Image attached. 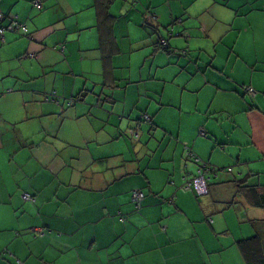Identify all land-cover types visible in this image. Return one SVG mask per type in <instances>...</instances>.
<instances>
[{"label": "crops", "instance_id": "1", "mask_svg": "<svg viewBox=\"0 0 264 264\" xmlns=\"http://www.w3.org/2000/svg\"><path fill=\"white\" fill-rule=\"evenodd\" d=\"M34 1L0 0L28 32L0 36V264H244L264 211H220L264 186V0Z\"/></svg>", "mask_w": 264, "mask_h": 264}, {"label": "trees", "instance_id": "2", "mask_svg": "<svg viewBox=\"0 0 264 264\" xmlns=\"http://www.w3.org/2000/svg\"><path fill=\"white\" fill-rule=\"evenodd\" d=\"M105 2H109V0H97V8H98V15H99V23L103 24L102 22L106 21L109 19V15L107 13L106 7L104 6ZM42 9V8H41ZM40 9V10H41ZM38 10V9H37ZM13 20V19H12ZM10 21L8 24H4V16L2 15V19L0 20V27H7L11 22ZM22 26L25 27V31H22V27L19 29H16V31H9V32H15L19 34L20 36H27V28L26 25L22 24L20 21H18ZM7 32V31H5ZM4 32V33H5ZM2 36V35H0ZM166 43L167 41L164 40ZM160 48H167L163 47L161 44V40L158 42ZM76 102L75 99H72L68 102L69 106H72ZM152 119L149 115L143 114L141 116V119L139 123L142 124H147L151 123ZM131 136L137 137L138 132L137 130H129L128 132ZM206 137V136H205ZM204 138V137H203ZM187 158L192 161L195 166H196V171L195 174L190 178L186 179L183 178L184 183L182 184V189L184 191H193L194 194L198 197H204L209 195V182L210 180L216 179L218 174L223 171L220 168H217L216 166L210 165L208 163L203 162L201 159H199L197 156H195L190 150L187 152ZM227 172H231V168L225 169ZM199 172L203 173L204 175V180H205V185H206V193L205 194H198V192L194 188V180L197 178ZM255 182L254 183H249L247 177L244 178H236L235 179V184L237 187L236 194L237 196L232 199L231 202L226 204V208L222 209L220 213L226 211L229 208H232L234 211L237 209V205H239V198L243 194H248L249 197L251 198V201L253 205H255L258 208H261L264 211V186H260L257 183V179L255 176ZM137 190L140 191L143 194V198L139 202L133 201V192ZM131 191V200L134 206V210L136 212L140 211L142 209L143 201L145 198L144 192L140 189H135ZM33 199L32 197H30ZM25 200V199H24ZM34 201V199H33ZM32 201V202H33ZM237 212V211H236ZM250 224H252L255 228H259L261 225H264V220L262 221H250ZM238 251L241 255L242 262L244 264H264V230L259 231L258 229L254 233V235L249 236L247 238H243L235 242ZM17 264H22L21 262H17Z\"/></svg>", "mask_w": 264, "mask_h": 264}, {"label": "built area", "instance_id": "3", "mask_svg": "<svg viewBox=\"0 0 264 264\" xmlns=\"http://www.w3.org/2000/svg\"><path fill=\"white\" fill-rule=\"evenodd\" d=\"M33 5L36 9L40 10L42 8V5L39 1H34ZM2 19V15L0 14V20ZM7 27H0V35H3L5 31H16V29H19L22 27V31H25V27L22 26L17 18H14ZM161 44L163 47H167V43L164 40H161ZM249 92H252V90L247 89ZM200 136L205 138V134L203 131H200ZM194 188L198 192V194H205L206 193V185H205V180H204V175L203 173L199 172L197 178L194 180ZM132 199L135 202H139L143 198V194L140 191L135 190L132 195ZM23 199L27 201H33V199L30 198L28 195H24Z\"/></svg>", "mask_w": 264, "mask_h": 264}]
</instances>
